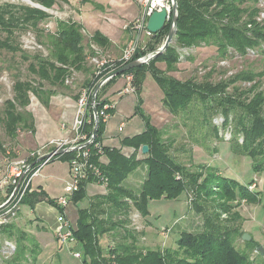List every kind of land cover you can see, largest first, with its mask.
Segmentation results:
<instances>
[{
    "label": "trees",
    "instance_id": "1",
    "mask_svg": "<svg viewBox=\"0 0 264 264\" xmlns=\"http://www.w3.org/2000/svg\"><path fill=\"white\" fill-rule=\"evenodd\" d=\"M32 1L46 9H53L61 2H69ZM90 1L81 0L83 3ZM176 1L178 17L173 39L175 44H171L165 52L158 54L148 63L114 76L96 95V106L100 111L105 104L110 103L108 98L102 99L103 89L114 83L118 77L132 74L138 95L136 114L143 118L145 129L133 136L123 137L121 146H108L103 144L106 122L100 118L98 133L94 142L88 146L87 159L89 164L99 170V174L89 168L87 176L79 183V190L71 198V202L76 205L89 198L88 206L79 209L76 226L73 227V235L83 249L84 264H264V261H252L247 251L237 247L236 240L241 238L244 232L238 226H230L235 219L222 218L223 214L229 213L228 203L219 205L216 213L195 203V209L201 214V219L194 228L180 231L176 248H140L138 234L128 226L133 207L143 216H149L151 201L179 200L188 188L196 192L195 196L198 197L222 195V198L231 200H248L253 203L258 201L254 195L257 192L250 190L254 180L245 184L236 178L223 176L217 177L216 184L212 186L216 179L215 174L202 179V174L187 171L186 166L172 156L171 141L164 138L165 132L141 109V93L145 79L150 74L163 93L164 106L172 114L177 115L194 96L204 103L213 99L222 108L226 121L229 113L235 112V129L245 135L244 151L253 157L257 153L252 149L253 144L257 142L262 149L264 147V91L257 90L264 72L255 74L253 71L243 70L229 80L215 84L209 80L197 81L194 78L180 80L169 73L177 71L180 61L179 48L215 45L222 56L227 55L229 50L240 55L247 54L249 50H264V19L258 20L261 12L260 0ZM51 17L47 10L31 5L0 3V30L5 34L4 38H0V51L21 52L22 59L29 62L28 70L32 76L31 79H21L16 75L17 79L13 85L14 97L4 103L0 121L7 136L13 140L19 136L20 130L34 131V116L28 109L31 95L37 97L45 106H49L52 96L68 89L66 80L75 71L87 73L84 88L91 89H95L100 78L108 74L105 70L97 75L89 66L88 57L89 53L92 56L96 54L93 43L104 49L111 47L109 37L96 30L91 36L92 43L88 44L83 24L75 20H57L55 30L48 32L42 24ZM170 28L171 20L151 38H158L163 34L167 37ZM31 30L36 33L39 43L48 48V56L41 53L29 56L22 49L18 41L19 32ZM159 46H153L149 51L138 50L131 61L156 51ZM120 57L115 59L116 65L110 73L123 66ZM159 63H164L165 68H161ZM256 78V83L250 88L242 89L235 85L237 82L252 81ZM230 86L233 87L232 92L227 91ZM108 112L113 115L114 109H109ZM93 130L94 121L91 119L85 124L83 132L91 135ZM215 130L218 131L217 128ZM144 145L149 146V151L145 154L142 152ZM0 149L5 152L1 143ZM77 154L76 151H71L55 158L70 162ZM257 165L255 164L254 169L259 171ZM138 168L145 171L143 179L139 180L137 185L128 182L130 176L137 175L135 171ZM97 183L103 186L105 191L90 197L88 187ZM45 198L44 193L28 191L21 205L28 204L33 209ZM196 198H190L192 204ZM47 202L55 206L61 214L64 212V208L59 206L55 199L47 198ZM16 215L17 213L14 217ZM14 217L0 224V234L16 236L17 225ZM110 232L117 239L116 244L112 246L107 242L109 248L103 247L102 237ZM16 238L17 250L11 258L4 259V262L36 264L37 256L41 252L36 238L25 232H21ZM255 243L254 239L247 242L250 249H253Z\"/></svg>",
    "mask_w": 264,
    "mask_h": 264
},
{
    "label": "rangeland",
    "instance_id": "2",
    "mask_svg": "<svg viewBox=\"0 0 264 264\" xmlns=\"http://www.w3.org/2000/svg\"><path fill=\"white\" fill-rule=\"evenodd\" d=\"M4 2L32 5L25 0H0V3ZM138 7V0H91L88 3H83L81 0H69L68 3L61 2L53 9H47L52 17L44 22L42 27L51 32L55 30L57 20H75L83 24L85 40L89 44L95 30H102L110 26L120 29L123 22H125V25L132 22L138 15ZM260 8L264 11V3H260ZM4 36L5 34L0 30V38H4ZM166 38L165 34L158 38H150L143 35L140 40L139 50L149 51L153 46H161ZM130 39V37L124 36L122 41L117 42V45L112 43V46L107 49L101 48L94 43L93 47L98 48L101 54L117 59L121 56L123 48ZM18 41L29 56L37 53H41L44 56L49 55L46 45L39 43L36 33L32 30L20 31ZM171 44L174 45L175 41L173 40ZM179 52L180 61L177 65V71L169 74H173L180 80L194 78L197 81L209 80L215 84L222 80H229L236 73L243 70H250L255 72V74L264 72V50L249 51L245 55L229 50L227 55L222 56L215 45L203 44L199 47L179 48ZM91 57L92 55L89 53L88 64L93 71H96V66L91 62ZM159 64L161 68H165L164 63ZM28 65L29 62L22 59L21 52L0 51V118L3 117L2 111L5 101L14 97L13 85L17 79L16 75H19L21 79L32 78ZM86 77L87 73L75 71L68 78L70 82L67 83L66 80V84L69 86L68 89L59 91L57 94L66 93L77 96V98L80 97ZM255 80L257 81V78L252 81H240L235 85L240 86L242 89L250 88L256 83ZM117 89L118 85L112 83L103 89L104 92H101V96L109 91V93L113 94H110V97L119 100L115 94ZM257 90L264 91V75ZM227 91L232 92L233 87L230 86ZM162 96L163 93L157 86L156 81L148 74L141 93L143 99L141 109L144 110L148 117H151L150 120L152 122L154 119L157 121V126L165 132L164 138L170 139L172 156L185 165L187 171L202 174V179L215 174L216 179L212 182V186L216 184L215 180H218L217 177L223 176L236 178V180L245 184H249L254 180L255 183H252L250 190L258 193V195L254 193L258 201L253 203L248 200H231L222 198V195L198 197L197 195L195 196L196 192L188 188L179 200L160 199L151 201L149 205L151 214L149 216H143L133 207L129 215L130 223H128V226L131 231L136 233V235L138 234L140 248H176V240L180 236V231L194 228L198 225V220L201 219V214L195 209V203L215 213L218 211L219 205L228 203V207L230 206L229 213L223 214L222 218H225V220L235 219V221L230 223V226H238L241 231L248 233L256 242L252 246L253 249H250L247 244L249 241L243 240L242 236H240L241 238L236 240L237 247L247 251L252 261H264V253L262 254L259 250L260 246L264 248V147L262 149L257 142L253 144L252 149L257 152L253 157L246 150L244 151L245 135L235 129V112L231 111L226 121V116L221 111L222 108L213 99H209L207 103H204L200 98L194 96L175 115L170 113L164 106ZM251 96H253L252 93ZM34 97V95H31V98ZM123 100H125V104H123L124 108L128 110V114L127 116L124 114L127 126L120 133L121 136L134 135L143 131L145 129L144 120L139 114H136L138 95L136 93L130 94ZM132 110L133 115L131 114ZM113 121L116 124L114 131L118 133L117 123L119 119L114 117ZM29 132L28 130H20L16 139H10L5 132L3 123L0 121V143L5 149V152L0 149V161L6 154L12 158L26 156L29 149L26 150L25 143L27 142L26 138L31 136ZM25 133H28L27 137ZM238 145L240 146L238 147ZM255 164H258L259 171L254 169ZM135 172L137 175L130 176L128 182L137 185L140 183L139 180L145 176V171L138 168ZM104 189L98 183L92 184L88 188L90 191L88 194L92 197L100 193V191L104 192ZM190 198H196L193 204ZM4 200L5 197L0 194V204ZM88 200V197L85 198L78 206L70 202L66 207L67 218L72 227L76 226L79 209L88 206ZM50 206L43 203L35 206V210L31 211L28 204L21 205V208L16 212V217L13 216L17 225L16 236L21 234V232H25L35 238L36 228L34 224L38 222L36 218H44L49 224L46 226L48 230H46L47 232H40L38 238L42 244L46 242L49 244L43 250L40 262H45L46 264H84L83 249L77 240L65 244L54 236L59 224L60 212L59 210L51 209ZM5 210L4 208L0 211V222L5 219ZM50 228L53 229L54 233L51 232ZM16 236L9 237L7 234H0V254L6 240L17 243ZM114 237L112 232L106 233L102 237L101 245L109 248L107 246V242H109V244L115 246L117 239ZM252 238L251 240H253ZM76 254H80V257L75 256ZM0 264H6L3 257H0Z\"/></svg>",
    "mask_w": 264,
    "mask_h": 264
},
{
    "label": "built area",
    "instance_id": "3",
    "mask_svg": "<svg viewBox=\"0 0 264 264\" xmlns=\"http://www.w3.org/2000/svg\"><path fill=\"white\" fill-rule=\"evenodd\" d=\"M263 4L264 0H260ZM140 6V13L135 20L126 24L124 29H132L133 37L129 44L123 49L122 55L119 58L123 65L129 63L135 56L136 52L140 47V40L144 36L152 37L153 32L147 29V22L149 17L155 11H162L165 9L168 14V18L172 16L173 0H138ZM264 19V11L260 12L258 20ZM96 54L91 57V62L96 66V74H102L103 71H108V74L103 75L97 82L98 87L101 84L100 89L112 79V71L116 65V60L110 58L108 55L101 54L98 48ZM254 51V50H249ZM155 52V51H154ZM154 52L148 53L138 59L148 61L149 56ZM125 83L123 87L118 91L119 96L135 94L136 87L134 85V76L132 74L123 75ZM67 79V83H69ZM95 89L84 88L80 94L77 106L76 117L73 123V137L63 138L57 140H51L45 144H42L38 148L29 150L26 156L12 158L9 155H4L0 161V194L5 197L4 202L0 204V211L6 209L5 219L0 222L8 221L10 214L13 216L17 210L21 208V203L28 191L31 190L32 180L35 175L39 174L41 169L50 163L55 157L61 155V151L64 153L76 151L78 154L73 158L70 164V178L65 186V194L55 198L57 204L64 208V212L59 216V224L56 228L55 236L62 243H68L76 240L73 235V227L67 218L66 207L71 202L73 194L79 190L80 181L87 176L88 169H93L96 174H99V170L92 164H89V149L88 146L94 142V135H88L83 132V128L87 122L91 119L95 123V114L93 108L96 106V95ZM116 104L110 102L104 105L102 110L97 109V114L100 118L102 117L104 122H107L111 118L109 109H115ZM124 124L120 126L122 130ZM63 153V154H64ZM255 185V184H254ZM252 187V186H251ZM2 247L0 257L3 260L11 258L17 250V244L6 240ZM75 256L80 257V254Z\"/></svg>",
    "mask_w": 264,
    "mask_h": 264
},
{
    "label": "crops",
    "instance_id": "4",
    "mask_svg": "<svg viewBox=\"0 0 264 264\" xmlns=\"http://www.w3.org/2000/svg\"><path fill=\"white\" fill-rule=\"evenodd\" d=\"M139 13H140V6L138 7V15ZM124 23L125 22H123L120 29H117L114 26H110V27H105L99 31H101L103 34L109 37V39L114 45H117L118 44L117 42L122 41L124 36L130 37L131 39L133 36L132 29H126V30L124 29V26H125ZM130 41H128L127 45L129 44ZM124 83H125L124 76L118 77L116 81L114 82V84L118 85V89L115 90L116 91L115 94L119 98V100L113 99L112 97H110L111 96L110 94L112 93H109V91L105 92L102 96V99L108 98L110 102H114L116 104L115 109H114V114L111 115V118L106 122L104 140H103L104 145L121 146V140L123 137L133 136L130 134L121 136L120 134L122 131L125 130L127 126V122L124 118V114L125 116H127L128 110L124 108L125 100L123 99L130 95V94L124 95V96L118 95V91H120ZM120 99L122 103L121 102L119 103ZM78 100H79V97L77 98V96L62 93L59 95L57 94V95L52 96L49 102V106H45L39 101L37 97L31 98L29 110L32 112L34 116V131H30L29 134H31V136L26 138L27 139V142L25 143L26 150L27 149L32 150V149L38 148L42 144H45L51 140L73 137L72 128H73V123L76 117ZM131 114L133 115V110ZM114 117H117V119H119V122L117 123L118 133H115L114 131L115 125H116L114 124V121H113ZM153 123L157 124V121L154 119ZM122 124H124V127L122 130H120V126ZM27 135L28 133H25L26 137ZM22 142L24 143L23 139H22ZM69 178H70V164L68 161H65L59 158H54L50 163L45 165L41 169L39 174L35 175V177L32 180V184H31L32 191L36 193H44L46 196V198L40 201L39 203H37V205H40L43 203L50 205L47 202V198L55 199L56 197L63 195L65 193V186ZM98 190H101V189H98ZM100 193H103V191H100ZM50 207L51 209H55L58 211V209L55 206L51 205ZM34 210H35L34 208L31 209V211H34ZM36 219L38 222L34 224L35 225L34 227L36 228V232L34 233V235L41 248V252L37 256L36 264H46L45 262L44 263L40 262V256L43 250L45 249V247H47L49 243L46 242L45 244H42L38 238V234L40 232H47L46 230H48V228L46 226H48L49 224L47 220H45L44 218L37 217ZM50 230L52 233H54L53 229L50 228ZM54 236H55V233H54Z\"/></svg>",
    "mask_w": 264,
    "mask_h": 264
},
{
    "label": "water",
    "instance_id": "5",
    "mask_svg": "<svg viewBox=\"0 0 264 264\" xmlns=\"http://www.w3.org/2000/svg\"><path fill=\"white\" fill-rule=\"evenodd\" d=\"M173 1H174V4H173L172 16L170 17V19L168 18L167 11L165 9H163L162 11L153 12L152 15L149 17L148 22H147V29L150 30L151 32H153L154 34H157L171 20V28H170V31H169L167 38L164 41V43L151 56H149L148 61L141 60V59H136L134 61H131V62L123 65L121 68L117 69L116 71H114L111 74L112 77L118 76V75H120V74H122V73H124L130 69H133V68L141 65V64L148 63L151 59L155 58L158 54H161L167 50V48L173 42V39H174V36L176 33V27H177L178 6H177V1L176 0H173ZM31 6L47 10L45 7H43L42 5L35 3V2ZM100 86H101V84H99L98 87L96 88L94 97L98 93V91L100 90ZM93 112L95 114V123H94V130H93V135L95 137L97 135L98 129H99V117L97 114V107L93 108ZM148 151H149V146L144 145L142 147V152L145 154ZM63 153H64V151H61L60 154H63ZM11 217H13L12 214H10L9 218H11ZM242 238H243V240L249 241V240H251L252 237L248 233H244ZM259 250L261 251L262 254L264 253V248L262 246H260Z\"/></svg>",
    "mask_w": 264,
    "mask_h": 264
},
{
    "label": "bare ground",
    "instance_id": "6",
    "mask_svg": "<svg viewBox=\"0 0 264 264\" xmlns=\"http://www.w3.org/2000/svg\"><path fill=\"white\" fill-rule=\"evenodd\" d=\"M27 3L33 4L34 2H32L31 0H25Z\"/></svg>",
    "mask_w": 264,
    "mask_h": 264
}]
</instances>
